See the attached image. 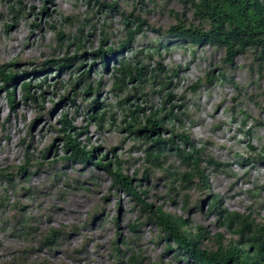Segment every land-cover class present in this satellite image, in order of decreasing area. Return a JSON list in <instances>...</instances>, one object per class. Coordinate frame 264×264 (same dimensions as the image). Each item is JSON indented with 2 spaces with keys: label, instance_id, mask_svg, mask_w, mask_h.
Instances as JSON below:
<instances>
[{
  "label": "rangeland",
  "instance_id": "rangeland-1",
  "mask_svg": "<svg viewBox=\"0 0 264 264\" xmlns=\"http://www.w3.org/2000/svg\"><path fill=\"white\" fill-rule=\"evenodd\" d=\"M7 1L0 0V68L13 64L10 69L16 77L7 88H14L16 103L14 108L8 105L5 84L0 80V170L12 176L9 182L0 177V264H16L19 257L27 264H127L132 254H142L138 264H194L177 254L174 244H168L160 230L146 222L141 205L117 188L104 168L95 166L100 159L112 166L121 161L123 173L144 192L141 201L180 216L191 232L201 225L210 235L230 238L229 232L219 227L221 216L209 211L215 197L223 213H252L264 221V101L258 97L264 80L251 75L240 58L233 60L234 67L219 69L215 66L224 54L222 49L207 44H169L161 31L152 30L137 34L132 44L121 47L126 30L120 13L88 20L86 17L97 11L85 0H18L24 11L16 18L9 14ZM113 1L127 9L124 16L131 14L133 0ZM169 6L168 12H160L149 4L145 7L147 15L136 8L134 14H143L148 23L166 29L175 20L171 9L180 19L185 12L180 3ZM186 18L192 20L190 15ZM101 29L107 36L104 41ZM56 30L70 37H65L69 42L64 40L58 46ZM77 32L84 40L76 59L61 70L52 64L42 65L74 57L76 45L71 38ZM155 41L160 42L158 47H152ZM119 46L123 49L116 52L118 55L132 66L137 62L144 68L141 81L125 80L121 93L112 89L118 65L108 60L103 70L101 60L90 55ZM139 51L153 57L135 56ZM158 62L166 76L159 73ZM91 66L95 70L88 76L94 88L101 82L95 89L98 93L85 95L84 84H80L74 97L76 91L68 83L70 71L77 67L71 77L75 79ZM208 70L214 79L210 83L204 81ZM168 71L169 75L176 71V75L162 90L157 76L167 79ZM42 78L48 88L42 85L36 95L43 92V102L39 98L37 104L24 102L20 84L30 79V83L39 84ZM200 79L203 81L192 91L190 86ZM86 99L96 101L94 112H86ZM173 106H180L174 107L173 113L184 115L173 126L165 119L169 130L163 131L162 137L169 138L170 129H181L195 148L204 149L217 162L214 169L208 168V188L203 193L193 185L181 189L177 181L170 183L158 168L145 164L140 137L134 139L127 131L129 109L138 108V123L144 125L141 118L145 114L160 111L165 116ZM103 112L105 123L98 128L90 115ZM62 115L81 132L79 145L96 147L94 162L61 161L64 154L57 130ZM49 145L57 148L47 151ZM27 155L33 167L19 176L18 168ZM162 160L161 167L165 164L171 166V172L179 170V161L171 154ZM14 215L22 222L19 226L30 229H20ZM51 231L57 236L43 245L41 236ZM116 249L121 252V262L114 259Z\"/></svg>",
  "mask_w": 264,
  "mask_h": 264
},
{
  "label": "trees",
  "instance_id": "trees-1",
  "mask_svg": "<svg viewBox=\"0 0 264 264\" xmlns=\"http://www.w3.org/2000/svg\"><path fill=\"white\" fill-rule=\"evenodd\" d=\"M89 6H94L97 13L94 16H87L88 20L98 21L99 15L103 14L105 18L116 12L120 13L123 18V26L126 30L124 41L121 43V47L124 45L132 44L135 36L139 33H145V30H152L160 32L166 42L169 44L173 42L185 43L188 46L194 45H212L218 47L224 51V54L219 58L217 66L223 68L226 66L234 67L233 60L240 58L242 60L243 67L249 71L251 75H255L264 80V0H164L163 4H158L159 0H133V8L131 14L124 16L128 13L127 9H122L117 1L113 0H85ZM180 3L185 9V12L181 13L182 18L177 17L178 13H174L171 9L169 13L175 17L174 22L166 29H160L161 26H154L153 23H148L143 14H134V9L144 12L147 15L145 7L152 4L153 7L160 12H168L166 8H172L169 5L171 3ZM137 6V7H136ZM7 9L12 18H16L18 14L23 13L24 5L18 0H8ZM155 12V10H154ZM91 15L90 12H88ZM190 15L192 20H188L186 16ZM105 27V26H104ZM80 33V32H79ZM78 32L72 36L71 43L76 45V54L72 58L62 60H50L43 66L52 64L59 70L65 69L68 66V62L76 59L81 53L82 45L81 40H84ZM55 41L58 46L66 40V35L61 30L55 31ZM101 37L103 41L107 39L104 30L101 29ZM70 38V37H66ZM152 47L160 45L159 41L152 42ZM109 49L108 51H102L101 49L91 53V56L99 58L100 67L104 70L107 67L106 61H113L118 67L115 70L118 76L113 78L112 89L115 92H122L125 87V80L137 79L141 81L140 76L144 73V68L139 67L137 62L132 66L131 61L122 58V55H118L117 51H121V48ZM121 54V53H120ZM83 56V55H82ZM135 56H142L143 58L150 59L152 54H143L141 51L137 52ZM120 58V59H118ZM61 62H64L61 64ZM80 65V64H79ZM157 68L161 76L165 75V70H162V65L158 62ZM13 64L5 65L0 68V80L3 84L7 103L10 107H15V94L14 88H7L9 83L15 81L16 74H13ZM78 67V66H77ZM72 69L69 75V85L72 91H76L74 97L78 95L77 88L80 84L83 86V94L93 95L97 94V88H94V84L91 82L88 72L93 69L83 70L80 74L72 79ZM95 69H93L94 71ZM152 80L155 73L152 72ZM211 71L206 72L204 81L210 83L213 79ZM176 75V71L169 75L167 72V79L157 76L160 79L161 89H165L169 86L172 76ZM221 75H223L221 73ZM31 80V79H30ZM30 80L20 84L21 95L24 100L31 101L37 104V99L43 102V92L40 95H36L37 89H40L42 85L48 88V84L45 79H41L39 84L34 82L30 83ZM203 79L198 80L196 85L190 86L191 90L197 86ZM56 86V85H55ZM171 99V94L167 95ZM262 101H264V90L258 95ZM169 99V101H170ZM168 101V102H169ZM74 102V101H72ZM86 102L85 110L87 113L96 110L97 103L95 100ZM166 103V102H165ZM180 108V106H173L168 110L167 115L163 116L162 112H150L149 115L145 114L143 120L144 125L138 123V117L136 111L129 109L126 116H129L130 121L127 124V131L134 139L140 137L143 148V161L145 164L158 168L159 173L164 175L167 181L178 182L182 188H186L188 185H193L195 189L201 190L203 193L207 188L208 180V168L216 167L217 162L204 152L202 148H195L191 143L189 136L179 129L178 131L170 129V136L164 139L162 136L163 131H167L168 124H179L181 117L184 114H175L172 112L173 108ZM90 118L95 120L98 128L105 123V113H95L90 115ZM166 119V124H165ZM61 126L57 130L60 135L61 149L64 156L61 157V161H76L81 164L94 162L92 157L95 155L96 147H85L79 145L77 137L81 132L75 131L71 125L68 117L62 115L58 121ZM123 123H126V119H123ZM165 126V127H164ZM85 131V130H84ZM179 144H177L178 140ZM54 146H48L47 151ZM57 147H54V150ZM174 156L179 161V170L171 172V166L161 167L164 157ZM106 155L103 157L105 158ZM33 160L29 156H25V160L18 168V175H22L26 169L33 167ZM95 166L104 168V171L113 180V183L117 188L123 189L128 195H130L136 202L141 205V209L147 214L146 222L155 225L161 232V237L167 242L170 241L174 244L176 253L183 254L189 261L194 264H264V221L254 216L252 213L241 214L238 212H221L219 209V202L217 197L212 198L209 205V211L215 212L218 216H221L219 221V227L229 232L230 238L225 239L222 234H212L205 232L201 225H198L194 232L187 229L186 221L176 214L165 212L160 208H153L150 204H145L141 201V194L144 192L138 191L137 185L123 173L122 162L115 161V166H112L110 162L103 163L102 159L94 163ZM27 174V173H26ZM146 175V174H145ZM144 175V176H145ZM0 177L6 182L10 181L12 176L8 175L7 171L0 170ZM146 177V176H145ZM184 185H186L184 187ZM187 198V195H184ZM1 200V198H0ZM199 203L198 201L195 202ZM252 214V215H251ZM13 218H17L19 223V217L14 215ZM21 222V221H20ZM22 223V222H21ZM21 223L17 224L18 226ZM141 224L137 225L140 226ZM20 229L29 230L30 226L21 227ZM131 230L134 228L129 227ZM57 232L51 231L48 234L41 236L42 244L52 243L57 235ZM59 234V232H58ZM117 243V242H115ZM169 244V242H168ZM120 251L116 249V256L114 259L117 262L120 260ZM142 254H132L128 258L127 264H138L141 262ZM13 264V263H9ZM16 264H27L23 257L16 258Z\"/></svg>",
  "mask_w": 264,
  "mask_h": 264
}]
</instances>
